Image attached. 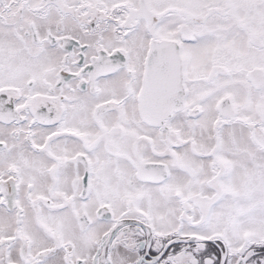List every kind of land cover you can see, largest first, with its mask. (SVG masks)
<instances>
[{
    "label": "snow or ice",
    "instance_id": "1",
    "mask_svg": "<svg viewBox=\"0 0 264 264\" xmlns=\"http://www.w3.org/2000/svg\"><path fill=\"white\" fill-rule=\"evenodd\" d=\"M0 264H264V0H0Z\"/></svg>",
    "mask_w": 264,
    "mask_h": 264
}]
</instances>
